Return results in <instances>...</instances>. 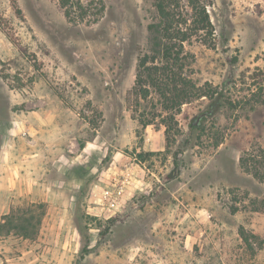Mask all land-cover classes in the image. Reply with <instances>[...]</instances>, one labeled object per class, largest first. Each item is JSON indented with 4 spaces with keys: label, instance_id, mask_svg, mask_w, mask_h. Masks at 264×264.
I'll list each match as a JSON object with an SVG mask.
<instances>
[{
    "label": "rangeland",
    "instance_id": "374dc122",
    "mask_svg": "<svg viewBox=\"0 0 264 264\" xmlns=\"http://www.w3.org/2000/svg\"><path fill=\"white\" fill-rule=\"evenodd\" d=\"M192 2L201 95L168 114L132 93L153 0H0V264H264V0Z\"/></svg>",
    "mask_w": 264,
    "mask_h": 264
},
{
    "label": "trees",
    "instance_id": "16d2710c",
    "mask_svg": "<svg viewBox=\"0 0 264 264\" xmlns=\"http://www.w3.org/2000/svg\"><path fill=\"white\" fill-rule=\"evenodd\" d=\"M60 1L63 6L68 4V0ZM153 3L156 18L148 25L152 53L137 57L132 86L134 107L139 106V99L145 100L154 92L160 99L161 109L170 114L173 109H179L183 103L201 95L200 86L187 75L193 55L185 49L184 43L189 42L200 30L208 32L211 24L204 8L197 3L192 2L195 17L189 25L180 20L178 0H153ZM254 77L260 80V84L264 83V73L255 74ZM134 118H137L142 126L152 123L143 114L136 117L134 114ZM244 161L242 165H249L257 177L258 167L264 162ZM175 166L177 168V164Z\"/></svg>",
    "mask_w": 264,
    "mask_h": 264
},
{
    "label": "built area",
    "instance_id": "2783aa9c",
    "mask_svg": "<svg viewBox=\"0 0 264 264\" xmlns=\"http://www.w3.org/2000/svg\"><path fill=\"white\" fill-rule=\"evenodd\" d=\"M128 187L129 181L125 174L112 176L96 199L93 215L103 218L115 215L124 204V193Z\"/></svg>",
    "mask_w": 264,
    "mask_h": 264
},
{
    "label": "water",
    "instance_id": "95a60500",
    "mask_svg": "<svg viewBox=\"0 0 264 264\" xmlns=\"http://www.w3.org/2000/svg\"><path fill=\"white\" fill-rule=\"evenodd\" d=\"M210 112H211V109L208 110V111H205V112L200 113V114L197 116V118H196L195 124L197 123V121H198L201 117H203L204 115L209 114Z\"/></svg>",
    "mask_w": 264,
    "mask_h": 264
}]
</instances>
